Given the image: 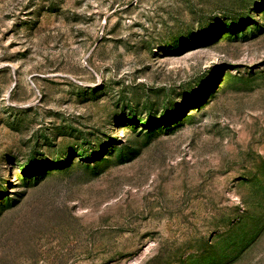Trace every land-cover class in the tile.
<instances>
[{
  "label": "rangeland",
  "instance_id": "374dc122",
  "mask_svg": "<svg viewBox=\"0 0 264 264\" xmlns=\"http://www.w3.org/2000/svg\"><path fill=\"white\" fill-rule=\"evenodd\" d=\"M0 264H264V0H0Z\"/></svg>",
  "mask_w": 264,
  "mask_h": 264
}]
</instances>
